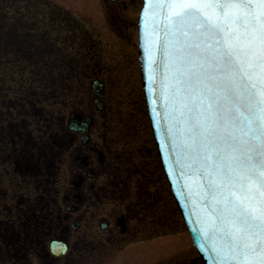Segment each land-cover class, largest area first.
Instances as JSON below:
<instances>
[{
    "label": "flooded vegetation",
    "instance_id": "af4514ba",
    "mask_svg": "<svg viewBox=\"0 0 264 264\" xmlns=\"http://www.w3.org/2000/svg\"><path fill=\"white\" fill-rule=\"evenodd\" d=\"M110 2L131 13L141 4V0ZM96 78L104 81V110H94L88 141L70 128L67 117L52 121L47 113L32 112L31 99L22 102L28 109V125L19 122L2 129L0 145L9 151L2 153L5 171L0 180L6 178L12 191L0 190V264H205L184 223L186 234L178 235L175 221L166 213L164 217V185L172 211L180 213L146 121L144 94L142 152L150 161L140 166L137 156L128 154L134 148L126 149L133 146L137 128L110 142L97 133L96 117L109 115L107 84L98 76L92 81ZM91 95L94 101L92 88ZM15 108L18 103L8 110ZM74 113L83 119L89 115ZM121 143L127 145L120 148ZM63 171L68 176L59 182Z\"/></svg>",
    "mask_w": 264,
    "mask_h": 264
},
{
    "label": "snow or ice",
    "instance_id": "6c2138e0",
    "mask_svg": "<svg viewBox=\"0 0 264 264\" xmlns=\"http://www.w3.org/2000/svg\"><path fill=\"white\" fill-rule=\"evenodd\" d=\"M149 7L163 17L165 68H174L176 83L184 85L175 88L174 97L192 91L193 77L202 75L197 67L209 65L219 74L212 77L219 92L206 105L207 114L198 113L188 137L173 142L181 154L193 153L194 163L201 157L217 159L215 172L204 170L212 177L210 206L218 220L208 222L213 259L217 264H264V123L253 127L264 121L258 115L264 107H255L264 105V0H149ZM221 99L231 107L221 105ZM177 102L181 116L185 109L191 113L189 104ZM245 136L257 143L239 148L236 142L245 143ZM203 236L207 239L208 232Z\"/></svg>",
    "mask_w": 264,
    "mask_h": 264
},
{
    "label": "rangeland",
    "instance_id": "374dc122",
    "mask_svg": "<svg viewBox=\"0 0 264 264\" xmlns=\"http://www.w3.org/2000/svg\"><path fill=\"white\" fill-rule=\"evenodd\" d=\"M139 6L131 13L109 0H0V134L6 125H28L24 99L35 100L32 112L47 113L52 121L62 116L69 119L77 111L95 114L91 82L98 76L107 84L104 94L109 116L96 117L97 133L106 135L110 142L137 128L133 146H118L134 148L135 152L128 154L137 156L138 165L148 164L150 158L142 152L146 149L145 135L140 129L148 120H143L138 66ZM12 44L17 45L16 53ZM2 98L9 102L7 106ZM16 103L19 108L8 110ZM8 151L0 145V175L5 171L2 153ZM60 175L59 182L68 176L64 171ZM5 188L12 191L6 178L0 180V190ZM166 191L164 185V217L167 210L166 215L175 221L174 228L180 230L178 235L186 234Z\"/></svg>",
    "mask_w": 264,
    "mask_h": 264
},
{
    "label": "water",
    "instance_id": "95a60500",
    "mask_svg": "<svg viewBox=\"0 0 264 264\" xmlns=\"http://www.w3.org/2000/svg\"><path fill=\"white\" fill-rule=\"evenodd\" d=\"M258 2L259 0H252L254 4ZM140 24V57L144 87L149 115L159 144L165 172L198 251L206 264H217L213 259L214 254L210 250L212 233L208 230L210 218L216 220V213L212 211L210 206L211 194L208 190V181L212 177L205 175L204 171L207 168L210 173L215 172L217 159L215 156L210 160H203L201 157L194 163V154L191 152L181 154L173 142H179L181 139L188 137L187 128L198 113L207 114L206 105L209 103L210 98L214 99V94L219 92V89L215 87L218 81H214L212 77L219 74L209 65H205L203 69L197 67V72L202 73V75L199 80L193 77L190 85L192 91L182 90L178 97H174L175 88L183 89L184 85L176 83L174 68H165L166 59L163 52L166 38L162 30L163 17L154 14V11L149 7V0H144ZM169 50L173 51L171 48ZM180 67L192 66L181 64ZM100 85L102 84L99 81L93 83L94 93L98 95L96 99L98 109L103 108L102 94L100 93L102 86L98 88ZM201 98H203V103H201ZM177 101L189 104L192 108L191 113L185 109L184 115L181 116L180 112L177 111L180 108V103ZM219 102L225 107H231V102H225L223 99ZM255 107L258 110L264 105H255ZM242 112L245 115L247 114L246 109L242 108ZM213 114H215V108H213ZM258 115L264 116V113L258 112ZM200 118H203V116ZM81 119L82 117L79 114L73 115L70 127L86 134L90 129L93 118L88 117L85 121H81ZM184 120H188V123L181 122ZM261 123H264V121L257 120L253 127L258 128ZM169 128H171V131H169ZM86 136H83L84 141H88V136ZM243 140L245 141L243 144L239 141L236 142L241 149L247 148L249 141L253 144L257 143L256 140H251L248 136L243 137ZM251 187L253 191L258 187L256 179H254ZM257 196H259V193H257ZM216 222L218 223V220ZM206 231L208 232L207 239L203 236ZM201 244L204 245L203 248ZM248 264H259V262L250 260Z\"/></svg>",
    "mask_w": 264,
    "mask_h": 264
},
{
    "label": "trees",
    "instance_id": "16d2710c",
    "mask_svg": "<svg viewBox=\"0 0 264 264\" xmlns=\"http://www.w3.org/2000/svg\"><path fill=\"white\" fill-rule=\"evenodd\" d=\"M9 37L10 36H7V38H8V42H9ZM6 43H7V40H6ZM17 45L16 44H12L10 47H12L13 49H12V51H13V53H16L15 51H14V48L16 47Z\"/></svg>",
    "mask_w": 264,
    "mask_h": 264
}]
</instances>
